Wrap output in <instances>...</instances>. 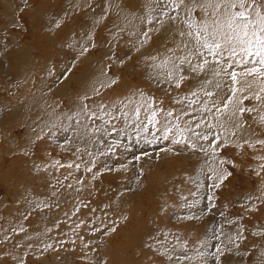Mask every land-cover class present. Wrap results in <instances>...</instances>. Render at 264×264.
Segmentation results:
<instances>
[{"label":"rangeland","instance_id":"rangeland-1","mask_svg":"<svg viewBox=\"0 0 264 264\" xmlns=\"http://www.w3.org/2000/svg\"><path fill=\"white\" fill-rule=\"evenodd\" d=\"M10 1L8 3L11 5L16 3V6L12 7L13 10L10 7L4 10L7 2L3 4L2 0L0 1V55H2V58L0 56V105L28 104L29 108L32 106L23 114L24 120L28 123L34 120L40 109L42 112L45 109L55 115H60V111L66 110L72 112L71 122L73 121L74 125H69L67 116L58 118L52 128L50 125L53 120H49L48 129L42 126L35 128L31 124L33 131L27 136V126L19 124L20 120L17 119L15 128L14 120L4 125V120L0 119V176L8 171L9 180H12V176L26 180L23 188H10L8 193L10 202H6L4 211L0 208V223L5 222V211L9 216L7 225L0 232L5 238L7 237L0 240V264H216L213 254L216 253L217 247L223 252L220 256V264H227L236 257L244 258V254L246 257L248 253L253 256L252 254H256L257 251L260 255L257 259L264 263V186H261L260 178L264 176V169L261 168L264 160L260 159L264 157V145H261L260 150L254 147L259 144L257 141L264 140V113L259 120L253 122L255 126L250 137L236 136L233 142L219 139L215 154L209 146L218 136L216 129L213 139L208 141L192 138L191 143L196 145L193 148L189 143L172 142L173 138L179 139L175 136V129L169 134V139H163V119L160 117L158 118L161 119V123L157 124L156 128L148 123L146 125L142 123L146 118L148 119L150 107H156L173 111L174 117L179 116L181 119L170 118L171 124L174 126L179 123L183 128L186 122L180 115L181 108L187 107L184 99L192 97L198 100L199 96L200 99L203 97L201 90L193 88L192 78L187 79L180 88H175L166 81V73L158 74L156 69L151 70L153 67H150L152 64L149 63L151 59L160 56H158L161 54L160 43L163 40L161 37L157 38L159 28L155 29L157 31L152 28L154 29V26L163 19L168 26L169 23H174L180 27V30L187 31L183 22L184 17H178L173 22L167 16H160L157 0H118L120 5L126 7L128 11L126 13H131L136 19L140 33L144 35L147 32L148 41L153 47L151 50L147 47L145 51L147 43L141 37L136 41L132 37L126 39L127 34L122 29L111 33L114 30L115 14L108 7L100 4L99 0H90L91 4H87V7L83 5L78 8L71 7L75 0ZM26 3H33V6L30 7ZM26 7L32 11H26ZM89 7L100 14L106 12L109 18L104 20L107 24H98L94 20L79 16ZM11 11L14 14L12 13L10 21L4 12L11 13ZM20 12L23 14L20 15ZM196 18L194 15L193 20ZM18 19L23 24L22 28L20 23L16 24ZM71 19H77L79 22L72 23ZM88 21L94 22V26L91 22L85 23ZM57 22H60L59 28L55 27ZM88 26L90 29H87ZM101 31H105L103 35ZM156 38L159 44H156ZM139 42L145 53L138 51L132 53L133 55L130 54L131 48ZM22 51L31 58L28 63L19 59ZM91 59L96 60L99 70H105V74L112 77V80L106 86H102L98 90L100 92L85 94L83 84L77 82V77L83 73H90L92 68L88 67V62ZM6 62L14 67L8 75L4 74ZM183 67L185 70L188 69L187 65ZM185 74L197 76L187 70ZM239 80L244 83L242 78L239 77ZM230 83L232 84L227 77V84ZM250 83L252 84V81ZM65 88L69 90V94L65 92ZM210 88L212 87L208 89ZM214 88L216 87L213 86L214 95L208 97L217 103L226 102L224 95L227 92L228 95L231 94L232 87L227 88L228 91L226 87L225 91L218 89L219 92ZM193 92L198 94L193 96ZM60 95H63V98ZM247 100L249 98L243 96L240 105L244 106ZM78 106L82 108L77 111ZM135 107H140L141 110L139 120L133 119L132 110ZM215 111L216 107H213V112ZM224 111L225 109L222 108L221 112ZM125 112H128L127 117L124 115ZM251 114L253 111H249V116ZM124 121H129L132 125L142 123V126L147 127V131L144 130L145 140L138 141L135 136L137 144L141 146L139 151H135L132 147L133 142L125 143L124 139L119 141L117 137L110 140L106 139L105 134L103 135L102 130L106 126L108 134L118 133V127L119 132L122 131L126 123ZM128 125L125 129H128ZM80 126L86 127L85 129L93 135L101 133L105 137L102 139L101 150L89 152L87 148L79 147L73 150L74 146L69 141L62 144L63 139H58L62 136L60 133H73ZM96 128L101 129V132H95ZM157 128H161V131H157ZM193 128L200 133L198 128ZM117 133L114 135L116 136ZM13 134L15 138L19 137L20 147L24 143L25 145L21 149L9 151L8 145L3 144L2 141ZM190 134L185 133L186 136L191 137ZM48 135L51 136L48 138L49 141L47 140L50 145L44 147L49 150L47 156L39 153L31 154V150L35 148L37 152L41 151L38 145L44 144L45 136ZM77 143V146H80L79 141ZM65 144L71 148L65 147ZM15 147L19 148L17 145ZM229 150H233L234 153L231 154ZM12 152L15 153L11 156L7 155ZM207 153H210L209 156L213 159V169L223 168L231 173L219 187L213 186L214 179H204L206 174L212 175L209 168L207 173L201 163L202 157ZM30 156L33 159H40L37 161L39 174L29 169L27 163L19 165L20 163L17 162L18 166L10 162L11 160L30 162ZM52 160H57V165L53 166ZM221 160L225 163L220 164ZM201 178L208 184H201ZM2 180H0V203L7 189L6 183H3L5 180ZM12 184L16 185L15 182ZM17 193L28 194L24 196L25 201L19 197L12 200ZM50 193L55 196L57 194L59 201L57 214L58 211L62 213L58 214L60 217L57 216V226H59L57 232L60 231V234L57 233V242L52 249L46 248L47 246H43L42 249L35 245V250L38 249V252H34L33 249L19 250L24 245H20L18 236L24 231L16 227L18 223L25 226L29 232L24 233L29 234L30 229H37L34 228V221L42 220L40 218L44 217L42 207H37V212L40 211L41 216L38 217L39 214L28 212L26 204L28 201L29 203L33 201L32 196L37 200L49 196ZM243 194L246 196L245 199L242 198ZM61 203H65L62 204V207H65L63 212L62 207L61 210L58 209ZM65 205L69 206L67 207L69 209ZM48 231L55 232V229L51 226ZM61 231L65 235L61 234ZM2 242L12 243L7 252L2 251L4 245ZM170 255L173 257L171 261L167 259ZM181 255H186L190 259L177 262L175 258ZM19 257L22 258L21 261Z\"/></svg>","mask_w":264,"mask_h":264},{"label":"bare ground","instance_id":"bare-ground-1","mask_svg":"<svg viewBox=\"0 0 264 264\" xmlns=\"http://www.w3.org/2000/svg\"><path fill=\"white\" fill-rule=\"evenodd\" d=\"M1 1V0H0ZM7 0H2L3 4L6 3ZM10 1V0H9ZM8 1V2H9ZM13 1V0H12ZM31 2H34V0H30ZM90 0H75L71 7L75 6L76 8L78 7H81L83 5H86L85 7H87L88 5L87 4H91L89 2ZM91 1H95V0H91ZM100 4H103L105 7H108L111 12L113 14H115V19H114V30L111 31V33L113 34L115 30H123V32H125L127 34L126 36V39H128L129 37H132L134 38L136 41V39L139 40V37H141L147 44H145V51L147 50V47L150 48L148 50H151V45H150V42L148 41V38L145 37L144 35H142L137 27V23L135 22L136 19L133 17V15L131 13H126L128 12L126 7L120 5V3H118L117 1L118 0H99ZM1 2V3H2ZM7 2V6L5 7L4 10H6L8 7H10V9H12L13 6H16V3H13L11 5V3H8ZM11 2V1H10ZM136 2V1H135ZM149 3V2H148ZM2 4V5H3ZM22 4V3H21ZM33 4V3H32ZM32 4L30 3H26V5L28 6H33ZM1 5V6H2ZM25 5V4H23ZM25 8V6H23ZM19 6H21L19 4ZM18 6V7H19ZM102 6V8L104 7ZM21 7V8H22ZM84 7V8H85ZM23 8V9H24ZM27 10L26 11H32V10H28V7H26ZM15 9V7H14ZM13 10V9H12ZM16 11V10H15ZM70 12V11H69ZM80 12V11H79ZM105 12V11H104ZM14 12L11 11V13H6L4 12V15L7 16L9 18V20L11 21L12 20V16ZM23 14V13H22ZM21 12H20V15H22ZM91 14V15H89ZM185 15L184 12H180L178 17H184L182 16ZM1 15V13H0ZM78 16V15H77ZM79 16H82L83 19L86 18V19H90V20H94L96 23L100 24V23H105L107 24V21L104 20V18L106 19L108 17V15H106V12L105 14H100L98 11H93L90 7L86 10L85 13H82L80 14ZM24 17V15H23ZM22 18V17H21ZM109 18V17H108ZM107 18V20H108ZM138 18V17H137ZM31 20V19H30ZM145 20V18H144ZM20 19H18V22H16V24L18 23L19 25V22ZM176 20H174L173 22H175ZM14 22V21H13ZM12 22V23H13ZM71 22L72 23H77L79 21H77V19L73 20L71 19ZM92 23L93 26H94V22L92 21H88V22H85L86 24H89V23ZM22 23H20V26L22 28ZM106 27H108V25H106ZM159 28V32H158V35L160 39V37L163 39L160 43V53L161 54H158V58H153V60L151 61L150 60V67H153L151 68V70H157V73L159 74V72H164V73H167V70L169 67H171V64L169 63L165 68H161L159 67V65L163 64L166 60H170V58L172 59H175L176 57L178 56H181L183 55L184 53L180 52L179 50L177 51L178 49V46L181 45L182 43V38L179 36V32L181 31L180 30V27L177 25V24H172V23H169V26L166 24V21L163 19L157 23L156 26H154V29L152 28V30H155ZM87 29H90V26L87 27ZM94 30V29H93ZM92 31V30H91ZM107 31V30H106ZM157 31V30H155ZM90 32V31H89ZM105 31H101L100 33H104ZM52 35V34H51ZM154 35V34H153ZM155 39L156 41V44H159V40L158 39ZM80 41V39H79ZM1 43V42H0ZM18 44V43H17ZM136 44V43H135ZM134 45V44H133ZM12 46V45H11ZM32 47V46H30ZM129 47V46H128ZM1 49V48H0ZM11 49V48H10ZM17 49V48H16ZM34 49V48H33ZM155 50V48H153ZM152 49V50H153ZM23 50V49H22ZM28 50V48H27ZM142 50L143 47L141 46L140 42L139 44L137 43L136 45L133 46V48H131L130 50V54L132 53H135V52H142L143 54L145 52H143ZM21 51V50H20ZM19 51V53H20ZM156 51V50H155ZM33 52V51H32ZM153 52V51H152ZM147 53V52H146ZM34 54V53H33ZM154 54V53H152ZM20 55V54H19ZM30 55V54H29ZM111 55V54H110ZM133 55V54H132ZM155 55V54H154ZM1 58H2V55H0ZM4 56V55H3ZM40 56V55H39ZM79 57V56H78ZM83 57V56H82ZM156 57V56H155ZM17 58V57H16ZM23 59V61L25 63H28L31 58L27 56V54L22 51V55L21 57H19V59ZM33 58V57H32ZM78 59V58H77ZM97 59V58H96ZM99 59V58H98ZM127 59V58H126ZM86 61V59H84ZM42 62V61H41ZM6 66L4 65V74L8 75L11 73V70L13 67L12 64L6 62L5 63ZM45 66V65H44ZM63 66V65H62ZM99 66V65H98ZM88 67L92 68L90 73L89 74H80L81 76L80 77H77V82L81 84H83L82 88H83V92L85 94H94L96 93L98 90H100V88H102V86H106L107 84L110 83V81L112 80L110 77H108L107 74H105V70H102L100 71L99 70V67H97V64H96V60H93L91 59L90 62H88ZM46 69V68H45ZM115 69V68H114ZM89 70V69H88ZM187 70V69H186ZM237 71H240L239 69H237ZM193 74V73H192ZM33 75V74H32ZM188 75V74H186ZM111 76V75H110ZM190 78L193 79V88L196 89V90H201L202 92V95L203 97L200 99V96H199V99L197 100L196 98H190V97H187L185 98L184 100L187 102V107L185 108H181V111L183 110L184 112H187L188 115H180L182 116V118H184V121L187 122L189 120L192 121V127H195V124L200 122L201 120L204 121V123L201 124V126L198 128L200 133L204 134V133H207L209 135V140L210 139H213V135L215 134V131L214 129H216V132L219 136V139H223L227 142H233L235 137L236 136H251L253 131H252V128L255 126V124H253V122L255 120H259L262 116V113H264V91H261L262 88H264V80H261L260 79H254L252 77H250L248 79V77L245 79L243 77H240L242 78V80L244 81L241 82L240 84L238 85H235L234 87L238 88V90L236 91V94L235 96L233 97V100H232V103L228 105V107L225 109L224 113L223 112H213V103L215 102V105L216 107H219V106H222L221 103H217L215 100L209 98L208 96L205 95V91H214L213 90V86H215L216 83H219L221 85L220 88H214L215 90H224L225 91V87H226V90L227 88H230V87H233V85L230 83V84H227V76H218V77H213L211 75V73H201L197 76L194 77V75H188ZM252 78V80H251ZM11 79V78H10ZM164 79V78H162ZM239 79V78H238ZM206 80H211L212 83L209 84V83H205ZM9 81V80H8ZM11 81V80H10ZM34 81V80H33ZM157 81V80H156ZM252 81V84L250 83ZM22 83V81H20ZM159 82V81H158ZM248 84H251V87L249 88L248 87ZM230 85V86H228ZM224 86V87H222ZM209 87H212L210 89H208ZM66 89V88H65ZM64 89V90H65ZM203 89V90H202ZM231 89V88H230ZM82 90V89H81ZM105 90V89H104ZM195 90V91H196ZM229 90V89H228ZM227 90V91H228ZM64 92V91H63ZM65 92H68L69 94V90L66 89ZM100 92V91H98ZM97 92V93H98ZM197 92V91H196ZM219 92V90H218ZM223 92V91H221ZM103 93V92H102ZM226 93V92H225ZM229 93V92H227ZM225 94V98L227 101V98L229 96L232 95V92L231 94ZM66 94V93H64ZM198 94V93H197ZM21 95V94H20ZM259 95L261 97V99L257 100L256 99V96ZM61 96V95H60ZM63 96V95H62ZM61 96V97H62ZM88 96V95H87ZM177 96V95H176ZM221 97H223L222 95H220ZM219 96V97H220ZM243 96H247L249 98V100H247L242 106L240 105V101L241 99H243ZM18 97V96H17ZM66 97V96H64ZM101 97V96H100ZM109 97V96H108ZM60 98V97H59ZM63 98V97H62ZM105 99V97H103ZM224 98V97H223ZM224 98V99H225ZM53 99V98H52ZM71 99V98H70ZM108 99V98H107ZM55 100V99H54ZM117 100V99H116ZM22 101V100H21ZM96 101V100H94ZM223 101V99H222ZM1 102V101H0ZM9 102V101H8ZM16 103V102H15ZM36 103V102H35ZM144 103V102H143ZM185 103V102H184ZM192 103H194L193 105H191ZM106 104V103H105ZM111 104V103H110ZM22 105V104H21ZM38 105V104H37ZM41 105V104H40ZM107 105V104H106ZM189 105H191V107H189ZM29 105H22V106H4V105H0V119L4 120L3 121V124L4 125H7L9 124L11 121L14 120L15 122V128L17 127V119L20 120L19 124H22V125H25L27 126V129H26V132L27 133V136H29L30 134H32V126L31 124H33L36 127H44V128H49L48 126V123H49V120H53V122L51 123L50 125V128H52L53 124L55 121H57V119H61V118H64L67 116L66 120L68 121L69 125H74V122L72 121L71 122V119H69V117H73L72 115V112H68L66 110L64 111H60V115H55L53 113H50L48 111H46L44 109V111L42 112V110L40 109V111L37 113V116L34 118V120H32L30 123H28L26 120H24V116L23 114L27 111V109H30L28 107ZM105 106V105H104ZM205 106H207L208 109H210V111H205ZM54 107V106H53ZM121 107V106H120ZM199 107V108H198ZM45 108V107H44ZM80 108V106L76 107V110L78 111ZM239 108H245V109H252L253 111V114H251V116H249V111H245L243 114H241L239 112ZM37 109V108H36ZM49 109V108H48ZM21 110V112H19ZM104 110V109H103ZM102 110V111H103ZM127 110V109H126ZM129 110V109H128ZM113 111V110H112ZM124 111V110H123ZM130 111V110H129ZM116 112V111H115ZM132 113V112H131ZM118 114V113H117ZM132 115V114H131ZM118 116V115H117ZM119 116H123V115H120ZM5 117V118H3ZM76 117V116H75ZM125 118V117H124ZM170 119V118H169ZM181 119V118H180ZM103 120V119H101ZM128 120V119H127ZM23 121V123L21 122ZM132 121V119H131ZM126 122L125 125H124V129L122 131L119 132V127H118V133L116 134V136L114 135L115 133H109L108 132H103V135L105 134L106 136V139H112V138H116L121 141L122 139H124V142L125 143H132L134 144V146H132L135 151L138 150L141 148V146H139L135 140V136L137 138L138 141H142V140H145L146 139V133L145 131L143 130V127L141 124L144 123L145 125L147 124V118L140 124H134L132 125L129 121H124ZM83 123V122H82ZM57 124V122H56ZM79 124V123H77ZM85 124V123H84ZM123 124V123H122ZM129 124L127 127L128 129H125V126ZM208 124H211L213 125L214 127H212L211 129H209L206 125ZM86 125V124H85ZM102 124H100L101 126ZM140 125V126H139ZM2 126V125H1ZM92 126V125H91ZM183 126V125H182ZM74 127V126H73ZM102 127V126H101ZM100 127V128H101ZM107 127V126H106ZM105 127V128H106ZM86 128V127H85ZM83 126H80L79 129H75L73 133H69V134H66L64 132L60 133L62 134L61 137H59L58 139H63V141L61 142L62 144L66 143L67 141L70 142V144H73V150H76V149H86L88 150L89 152L91 151H94V150H101L102 149V139L105 138L101 133H97V135H93L91 134L87 129H85ZM104 128V127H103ZM104 128V129H105ZM116 128V127H115ZM97 129V128H96ZM196 129V128H195ZM109 130V129H108ZM117 131V129H115ZM198 131V130H197ZM59 132V131H58ZM71 132V131H70ZM190 133V132H189ZM188 134V133H187ZM114 135V136H113ZM191 135V134H190ZM51 136H45V139L43 142L44 144H40L38 145V148H40V152H37V149H33L31 150V154H34V153H39V154H45V156H47V154L49 153V150L48 148H44L46 146H49L50 143L48 142L49 139ZM72 139V140H68V139ZM194 138V137H193ZM116 139V141H117ZM48 140V141H47ZM56 140H57V136H56ZM77 141H79L80 143V146H77ZM208 141V140H207ZM213 141V140H212ZM19 142V137L15 138L14 137V134L11 135V136H7L6 137V140L5 141H2V143H6L8 146V150L9 151H15L17 149H21L24 147L25 143L20 147V145L18 144ZM211 142V141H210ZM76 146H75V145ZM19 146V148H16L15 146ZM143 146V145H142ZM200 147H202L201 144H199ZM207 146V144H206ZM6 147V148H7ZM65 147H69L71 148V146H68L65 144ZM79 147V148H78ZM208 147V146H207ZM210 147V146H209ZM248 147V146H247ZM257 150H260L261 149V144H257V146H254ZM44 148V149H43ZM206 149V147H205ZM207 150V149H206ZM226 150V149H225ZM208 151V150H207ZM228 151V150H227ZM18 152V151H17ZM209 152V151H208ZM229 152L234 153L233 150H229ZM15 152H12L10 154H7L8 156H11L12 154H14ZM210 153H207V154H204V156L202 157V164L205 166L204 169L205 171L207 170V168H210L213 169V159L209 156ZM168 156V155H167ZM36 157V156H35ZM29 158H31L30 162H24L23 160L19 161H15V160H11L10 162H12L13 164H17L20 163L19 165H24V164H28V168L29 169H32L33 172H37L39 174V164H38V160L40 159H33L32 156H30ZM21 159V158H20ZM53 161V166L57 165V160H52ZM107 161V160H106ZM201 161V160H200ZM18 162V163H17ZM11 163V165H13ZM195 164V163H194ZM18 165V166H19ZM132 165V164H131ZM199 165V164H198ZM26 166V165H25ZM202 166V165H201ZM258 166H260V164H258ZM5 167V166H4ZM21 167V166H20ZM157 167V166H156ZM198 167V166H197ZM217 167V166H216ZM16 168V167H14ZM203 168V167H202ZM201 168V170H203ZM98 170V169H97ZM207 170L206 172L208 173ZM200 171V169H199ZM204 171V170H203ZM202 171V172H203ZM3 172V171H2ZM11 172V171H10ZM15 172V171H14ZM23 172V171H22ZM206 172H204L206 174ZM211 172V171H210ZM13 173V171H12ZM7 174H8V171L7 172H3V174H1L0 178H5L3 180H5V182L2 180V178L0 180L3 181V183H6L7 185V189H6V193L4 194V198L3 200L1 201L0 203V208L2 211H4L6 209V204L9 203V199H8V193L10 191V188L12 189V187L14 189L18 188V189H21V187L23 188L24 186V183H26L24 179H20V177H15V176H12V180L9 178H7ZM11 174V173H10ZM168 174V173H167ZM203 174V173H202ZM204 174V175H205ZM12 175V174H11ZM79 175V174H78ZM203 175V176H204ZM207 176H209L208 174H206L205 176V180H208ZM24 177V176H23ZM22 177V178H23ZM26 178V177H25ZM30 178V177H29ZM84 178V177H82ZM127 178V177H126ZM203 178L200 179L201 181V184H208L207 181H205ZM262 182H261V186H264V176H261L260 177ZM13 182L16 183V185L12 184ZM19 182V183H18ZM244 184V182H243ZM5 185V187H6ZM212 185V184H211ZM57 191V190H56ZM85 191V190H84ZM27 193V192H26ZM46 194V193H45ZM61 194V193H60ZM76 194V193H75ZM25 195H28V194H25ZM25 195H23L22 193H17L16 197H12V200H15L17 197L19 198H22L24 201H25V198L24 197ZM66 195V194H65ZM244 196L242 197L243 199L246 198L245 194H243ZM10 196V195H9ZM183 196V195H182ZM40 197V196H39ZM60 197V196H59ZM65 197V196H64ZM64 197L62 198L64 200ZM123 198V197H122ZM184 198V197H183ZM61 199V200H62ZM32 200L30 203L28 201V203L26 204L27 205V209H29L28 212H34L35 214L37 213V215L39 214V212H37V207H42V209H44V217H41L40 214L38 215V217L40 216L42 220H35L34 221V228H37L36 230L34 229H30V233H24L25 231L26 232H29V230L27 231L26 230V227L23 226V225H20L21 223H18V226H16L17 228H21L20 231H24L23 233L20 232V234H22L21 236H18L19 240L18 242L21 244H23V248L19 250L21 251H24L25 249H33L34 252L36 251L35 249V245H38L40 246L42 249H43V246L48 248V249H52L54 247V243L57 242V227L59 228V226H57V216L60 217L59 215L62 214L60 213V211H58V214H57V203H59V201H57V194L56 196L53 194V193H50L49 196H46V197H40L38 198L37 200L34 199V197L32 196ZM60 200V201H61ZM123 200V199H122ZM9 201V202H8ZM7 202V203H6ZM63 202V201H62ZM91 202V201H90ZM23 204V203H22ZM62 204H60V207H58L59 210L62 209V212L65 211V207H64V210H63V207H62ZM65 204V203H64ZM63 204V205H64ZM89 204V203H88ZM66 206V205H65ZM62 207V208H61ZM69 207V206H66V208ZM61 208V209H60ZM40 209V210H42ZM69 209V208H67ZM66 209V210H67ZM71 209V208H70ZM102 210V209H101ZM100 210V211H101ZM8 212V211H7ZM43 214V212H42ZM65 214V213H64ZM119 214V213H118ZM32 215V214H31ZM124 215V214H123ZM34 216V214H33ZM111 216V215H110ZM233 216V215H232ZM6 217V218H5ZM5 222L3 223H0V232H2L3 228L7 225V219H8V214L6 213L5 211ZM37 217V216H36ZM63 217V216H61ZM105 217V216H104ZM116 217V215H115ZM230 217V216H229ZM1 219V218H0ZM37 219V218H36ZM39 219V218H38ZM106 219V217H105ZM16 221V220H15ZM18 222V221H16ZM65 223V222H64ZM101 223V222H100ZM240 223V222H239ZM15 224V223H14ZM23 224V223H22ZM9 225V223H8ZM54 227L55 229V232H49L48 229L49 227ZM237 226V225H236ZM8 227V226H7ZM15 227V228H16ZM65 227V226H64ZM14 228V229H15ZM252 228V227H251ZM25 229V230H24ZM167 229V228H166ZM17 230V229H16ZM61 230V228H60ZM165 230V229H164ZM64 231V230H63ZM61 231L62 233L61 234H64V232ZM250 231V230H249ZM229 232V231H227ZM232 232V231H231ZM236 232V231H234ZM221 233V232H220ZM225 233V232H224ZM60 234V231L59 233ZM158 234V233H157ZM65 235V234H64ZM231 235V234H230ZM236 235V233H235ZM239 235V233H238ZM8 236V235H6ZM60 236V235H59ZM63 236V235H61ZM225 236V235H224ZM223 236V237H224ZM0 237L2 240L3 238L6 239L3 235L0 234ZM9 237V236H8ZM14 237V236H13ZM17 238V237H16ZM239 238V237H238ZM229 239V237H228ZM232 239V238H231ZM8 240V239H7ZM15 241V240H14ZM71 241V239H70ZM69 241V242H70ZM170 241V240H169ZM249 241V240H248ZM247 241V242H248ZM16 242V241H15ZM77 242V241H76ZM3 243V242H2ZM18 243V244H19ZM71 243V242H70ZM4 244V243H3ZM17 244V243H16ZM65 244V243H64ZM231 244V243H230ZM237 244V243H236ZM246 244V243H244ZM262 244V243H261ZM159 245V244H158ZM12 246V243L11 242H8L7 244H4L2 245V248L3 250L2 251H5L7 252L8 251V248ZM65 246V245H64ZM75 246V245H74ZM245 246H248L249 245H245ZM255 247V246H254ZM260 247V246H259ZM1 248V249H2ZM39 248V250L41 249ZM256 248V247H255ZM75 249V248H74ZM83 249V248H82ZM243 249V248H242ZM245 249V248H244ZM248 249H251V248H248ZM254 249V248H253ZM257 250H259L257 248ZM262 250V249H261ZM41 251V250H40ZM39 251V253H40ZM239 251V250H238ZM242 251V250H241ZM240 251V252H241ZM245 251V250H244ZM243 251V252H244ZM1 252V251H0ZM19 252V251H18ZM38 252V249L37 251ZM185 252V251H184ZM231 252V251H230ZM70 253V252H69ZM232 253V252H231ZM245 253V252H244ZM253 253V252H252ZM262 253V252H261ZM83 254V253H82ZM178 254V253H177ZM84 255V254H83ZM104 255V254H103ZM253 256H250V254L248 253L245 257V254H244V258L243 256L242 257H236V259H234V257H232V261L228 262L227 264H264L261 260H258L257 257L259 256L260 258V255H259V252L257 251V253H253L252 254ZM38 257V256H37ZM92 257V256H91ZM40 258V257H39ZM239 258V259H238ZM263 258V257H262ZM22 258L19 257V261H21ZM42 259V258H41ZM40 259V260H41ZM121 259V258H120ZM168 259V258H167ZM166 259V260H167ZM229 259V258H228ZM227 259V260H228ZM43 260V259H42ZM116 261L118 259H115ZM230 260V259H229ZM44 261V260H43ZM93 261V260H92ZM36 263V262H35ZM55 264V263H54Z\"/></svg>","mask_w":264,"mask_h":264},{"label":"snow or ice","instance_id":"snow-or-ice-1","mask_svg":"<svg viewBox=\"0 0 264 264\" xmlns=\"http://www.w3.org/2000/svg\"><path fill=\"white\" fill-rule=\"evenodd\" d=\"M157 3L159 15L162 17L167 16L174 21L181 11L185 14L183 22L187 31L179 32L182 43L178 46V50L184 54L175 59L170 58L159 65V67L165 68L169 63L171 64L165 76L168 83L175 88H180L190 78L185 74L184 65H187V71L193 74L211 73L213 77L227 76L233 87L231 88L232 95L222 104V108L226 109L232 103L238 90L234 86L241 83L239 77L264 80V0H157ZM170 13H175V15H170ZM194 15L197 17L195 20H193ZM55 27L59 28L60 22H57ZM144 35L147 37V32ZM238 68L241 70L237 71ZM205 83L211 84L212 81L206 80ZM215 87L220 88L221 85L216 83ZM248 87L250 88L251 84H248ZM261 91H264V88ZM192 95L196 96L197 93L193 92ZM205 95L211 97L214 93L205 91ZM256 99L259 100L261 97L257 95ZM177 102L179 103V101ZM213 107H216L215 102ZM222 108L216 107V111L220 112ZM204 110L210 111L207 106ZM238 110L241 114L245 111H252V109L245 108ZM132 111L133 119L139 120L140 107H135ZM181 114L188 115L183 110ZM124 115L127 117L128 112H125ZM158 117L163 119V139H169V134L173 133L175 129V136L179 139L173 138L174 144L189 143L191 147L195 148L196 145L191 143L193 137L197 140L207 141L209 139L207 133L202 134L194 130L191 120L187 121L183 128L179 123L173 126L169 118L180 119L179 116L174 117L173 111L150 107L147 123L156 128V125L161 123V119ZM202 123H204L203 120L196 123L195 128H199ZM206 126L209 129L214 127L211 124ZM143 130L147 131V127L145 126ZM156 130L161 131V128ZM103 131L107 132V129ZM95 132H101V129L97 128ZM186 132H190L191 137L186 136ZM218 142L219 136H216L210 144L213 154L216 152ZM257 143L264 145V140L257 141ZM109 150H112L111 147ZM260 159L264 160V157H260ZM219 163L225 162L221 160ZM261 168L264 169V164L261 165ZM210 171L212 175L207 178L214 179V187H219L231 175L223 168H210ZM201 255L205 254L201 253ZM222 255V250L217 247L216 253L213 254L216 264H220ZM168 259L171 261L173 257L170 255ZM175 259L177 262H182L190 258L181 255Z\"/></svg>","mask_w":264,"mask_h":264}]
</instances>
